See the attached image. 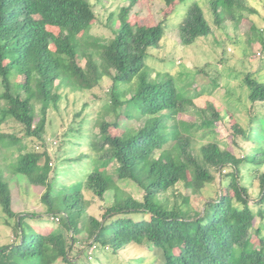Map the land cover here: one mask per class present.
Segmentation results:
<instances>
[{
	"label": "trees",
	"instance_id": "trees-1",
	"mask_svg": "<svg viewBox=\"0 0 264 264\" xmlns=\"http://www.w3.org/2000/svg\"><path fill=\"white\" fill-rule=\"evenodd\" d=\"M126 1L128 7L120 11L114 37L101 44L88 34L97 18L86 0H0V100L4 103L0 125L11 119L24 130L23 138L0 133V149L17 150L9 169L31 186L45 188L40 204L61 228L41 233L28 223L40 220L39 215L13 211L10 185L0 170V212L13 237L0 246V264H94L84 251L72 256L82 232L89 248L114 254L131 245H151L161 252L163 264H264V173L257 178L260 195L255 200L242 183L241 173L245 162L264 165V148H254L250 157L253 150L237 157L217 142H208L194 154L191 130L196 126L178 118L193 101L178 95L169 74L158 73L151 79L142 72L149 50L165 35L164 24L132 25L131 11L138 0ZM161 1L166 6L175 3ZM239 1L212 0V14L220 20L222 11ZM49 29H56L57 34ZM177 32L183 46L211 33L197 4L187 7ZM81 56L86 59L84 67L79 64ZM106 75L112 81L106 113L115 116L113 127L120 134L109 133L106 114L98 123L99 134L89 140L88 152L74 159L83 165L81 175L74 183H60L55 189L54 170L42 140L44 115L49 107L57 109L60 89L88 91ZM245 82L252 103L264 101V85L249 76ZM131 84H136V90L128 89ZM35 103L43 115L37 123ZM132 103L134 108H128ZM214 117L202 114L197 128L214 134L220 116ZM252 125V132H258L251 136L237 124L232 129L243 140L255 139L257 133L264 137V128ZM26 138L40 141L37 150H27ZM113 163L116 180L137 185L144 192L142 200L116 185L108 172ZM215 172L220 193L205 201L191 218L189 197H182L181 204L162 197L178 183L187 190H201L215 181ZM85 191L99 199L114 192L100 220L87 214ZM253 234L258 241L252 239Z\"/></svg>",
	"mask_w": 264,
	"mask_h": 264
},
{
	"label": "rangeland",
	"instance_id": "rangeland-1",
	"mask_svg": "<svg viewBox=\"0 0 264 264\" xmlns=\"http://www.w3.org/2000/svg\"><path fill=\"white\" fill-rule=\"evenodd\" d=\"M86 1L93 6L97 18L88 34L93 37L92 41L106 44L114 37L119 27L120 11L128 7V3L126 0ZM211 1L175 0L172 6H166L161 0H138L131 11L130 23L138 26H152L158 22L164 24L165 35L156 47L149 50L142 72L147 73L151 79L156 78L158 73L169 74L173 78L178 95L193 101V105L186 106L185 113L180 114L178 118L196 126L191 130L194 154H199L202 145L217 142L222 149L237 157L247 156L254 148H264L263 134L257 133V137L255 139L250 137L249 141L243 140L242 137L235 136L232 127L237 124L244 131H250L249 136L258 132L256 130L252 132L251 124L259 123L261 128H264V101L253 104L250 100L251 91L245 82L249 76L264 85V0L235 2L230 9L222 11L220 20L212 14ZM193 4H197L203 11L211 33L207 37L198 38L193 44L183 46L179 40L177 26L183 19L187 7ZM49 30L57 34L56 29ZM95 59L98 60V57L95 56ZM85 63V57L81 56L79 64L84 67ZM111 86V78L106 75L97 87L88 91L72 92L60 89L58 93L62 97L57 109L53 107L47 109L44 115L45 129L42 140L50 156L51 168L54 170L51 180L55 184V189L60 183H74V179L81 175L80 168L83 165L76 164L74 159L88 152L89 140L99 134L98 123L106 114V121L111 124L109 133L112 136L120 134V131L113 127L115 116L106 113ZM128 89L136 90V84H131ZM129 97L127 96L128 99ZM3 106L4 103L0 100V107ZM34 106L37 123L43 115L40 113L39 103H35ZM131 107L134 108L133 103L128 105V108ZM216 113L220 119L214 134L207 129L197 128L202 114L206 118H212ZM0 133L24 137L22 126L11 119L0 125ZM24 140L27 150H37L40 141L34 138ZM16 157L15 148L0 149V170L10 185L13 211L39 215L40 220L28 223L41 233H48L51 229L61 230L56 221L46 216L45 207L40 204V197L45 188L31 186L25 177L14 175L9 169L8 165L13 163ZM250 160L251 158L248 159ZM115 167L116 163H113L108 172L120 190L136 200H142L144 192L137 185L130 181L116 180L113 171ZM241 168L242 183L248 187L250 198L255 200L260 195L257 178L264 173V165L257 167L245 162ZM214 175L215 181L206 184L201 190H187L183 183H178L162 197H166L170 203L176 200L179 204L182 197H189L190 208H193L188 216L191 218L202 210L205 201L216 199L220 193V179L216 172ZM84 198L89 203L87 214L100 220L106 208L112 204L114 192L108 191L103 199H99L85 191ZM261 234L264 235V229ZM254 235L251 236L252 239L258 241ZM12 239V230L3 225V216L0 212V246ZM76 240L72 256L78 250L84 251L89 256L90 263L163 264L161 252L155 251L151 245H131L114 254L107 249L89 248L90 242L84 232L79 234Z\"/></svg>",
	"mask_w": 264,
	"mask_h": 264
}]
</instances>
